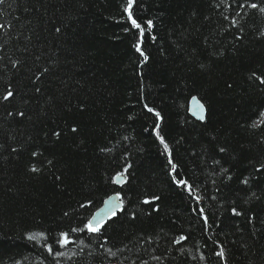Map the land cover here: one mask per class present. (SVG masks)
<instances>
[{"label": "trees", "instance_id": "1", "mask_svg": "<svg viewBox=\"0 0 264 264\" xmlns=\"http://www.w3.org/2000/svg\"><path fill=\"white\" fill-rule=\"evenodd\" d=\"M125 3L0 4V96L14 92L0 100V264H264V127H251L264 109L252 75L264 78V13L245 0H135L145 61ZM117 193L99 233L72 231Z\"/></svg>", "mask_w": 264, "mask_h": 264}, {"label": "snow or ice", "instance_id": "2", "mask_svg": "<svg viewBox=\"0 0 264 264\" xmlns=\"http://www.w3.org/2000/svg\"><path fill=\"white\" fill-rule=\"evenodd\" d=\"M224 0H221V3H223ZM4 3V0H0V4H3ZM134 4H135V0H126V3L124 4L123 6V13L126 17V20L128 23H130L131 27L133 29H136L139 31V35H140V40L134 45V48L136 50V52H138L143 58L144 60L146 61L148 59V57L146 55H144L142 49H141V41H142V38L144 36V33H145V29L141 26L140 23H138L137 19L134 18ZM245 6H247L248 8L250 9H258L261 13H264V7H259L258 4L256 3H251V2H248V0H245V3H242V4H239V7L241 8H244ZM240 14L237 13V16H239ZM225 19L227 20L228 17L226 16ZM239 23L238 20L236 19H232L231 21V24L233 27H235L237 24ZM146 24H147V28L148 30H151L152 27H153V21L152 20H148L146 21ZM4 25H0V28H3ZM126 32L128 31L127 28L124 29ZM55 31L57 33H59L61 31L60 28H56ZM260 36L264 37V31H261L260 32ZM17 61H13L12 62V67L15 68L17 66ZM203 67V65L201 66ZM45 71H47V69H45ZM253 77H255V79H257L259 81L260 84H264V78L260 77V76H257L256 73H253L252 74ZM37 79H39V77H37ZM37 92L40 91L39 88L36 89ZM14 97V92L12 90H7L2 96H0V100L2 101H9L10 99H12ZM192 103L195 104L197 106V108L199 109V112H200V115H199V119L201 121H203L205 119V116H204V112H205V106L203 104H201L197 99L196 97H193L192 98ZM145 108L146 110L149 112V113H152L155 117H156V121L157 123L155 124V128H154V131L158 130L160 128V123L159 121L162 120V117H161V114L157 111H155L153 108L151 107H148L147 105H145ZM9 116L12 115L11 112L8 113ZM19 115L21 117H23L25 115L24 112H20ZM251 127L253 128H258V127H264V109L260 110L259 113H258V116L257 118L253 121ZM72 131L73 132H76L77 129L76 128H72ZM53 135H55L56 137H59L60 136V133L59 132H54ZM156 136H157V139H159L160 143L164 146V151L166 153H169V159H168V164L171 166V173H176V169H177V165L173 162L172 158H171V154L169 152V146L168 144L165 142V139L164 137L160 136L159 132L156 131ZM13 151H16V149H13ZM220 151H224L223 148L220 149ZM34 157L37 155V153H33L32 154ZM49 163H51L49 161ZM264 167V166H262ZM127 168L124 169V171L122 172H118L113 178H112V181L113 183H121V182H124L126 180V176H125V173L127 172ZM260 169H257V171H259ZM31 171L32 172H38L39 169L36 168V167H33L31 168ZM226 171V170H225ZM57 179H59V177H57ZM173 182L176 183L178 186H184L186 188L189 189V191L191 190V185H188L187 181L186 180H183V179H177L176 176L174 175L173 176ZM243 183L247 184L248 181L245 179L243 181ZM109 199H112L111 197ZM115 199L117 200H120V196L119 194L117 193ZM153 200H158L159 197H153L152 198ZM197 200H199V197H196ZM108 201H105V203L107 204ZM145 203H151L152 201H149V200H145L144 201ZM81 207H86V205L82 204ZM199 213L201 215V217L204 219V222L205 224L207 225L208 223V218L207 216L204 215V209L201 208L199 209ZM232 213L233 215H240L241 213H239L235 208L232 209ZM65 215H67V213H65ZM116 213L115 211L112 212V216H115ZM103 223L101 221H98L97 220V216L94 214L92 216L91 219H89L87 221V223L84 224L83 226V229L81 228H73L72 231L73 232H78V231H84V230H87V232L89 233H99L101 231V228L103 227ZM41 236L43 234H40ZM29 240H36L37 237L36 235H31L28 237ZM186 237L185 236H180L178 240H176L175 242L176 243H179L180 241H183L185 240ZM61 247H64L66 246L67 244L70 243V240L68 238V234L65 233V232H61L60 233V239L57 241ZM48 251L51 253L52 252V249L51 247H48ZM216 255H218L219 257L223 258L224 257V251L223 249H221L220 251H218L216 253Z\"/></svg>", "mask_w": 264, "mask_h": 264}, {"label": "water", "instance_id": "3", "mask_svg": "<svg viewBox=\"0 0 264 264\" xmlns=\"http://www.w3.org/2000/svg\"><path fill=\"white\" fill-rule=\"evenodd\" d=\"M188 112L193 119L197 121H201L199 119V115H200L199 109L195 104L192 103V99L189 102ZM204 116H205V112H204ZM115 197L116 195H113L111 196L112 199H109L110 197L106 199L105 201H108L107 204L104 201L102 206L94 213L97 216L98 221L104 223L109 217L112 216L113 211H115L116 213L120 209V202L119 200L115 199Z\"/></svg>", "mask_w": 264, "mask_h": 264}]
</instances>
